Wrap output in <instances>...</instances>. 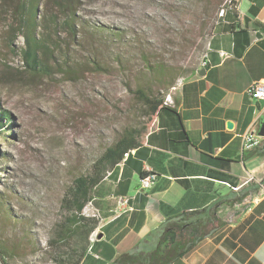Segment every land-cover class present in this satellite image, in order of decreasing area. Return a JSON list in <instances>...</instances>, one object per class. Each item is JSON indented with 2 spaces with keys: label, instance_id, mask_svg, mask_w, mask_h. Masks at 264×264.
I'll return each mask as SVG.
<instances>
[{
  "label": "rangeland",
  "instance_id": "1",
  "mask_svg": "<svg viewBox=\"0 0 264 264\" xmlns=\"http://www.w3.org/2000/svg\"><path fill=\"white\" fill-rule=\"evenodd\" d=\"M228 1L222 9H229ZM21 3L0 0V103L11 113L10 125L0 131V195L13 215L0 213V235L14 252L6 260L0 256V264H50L47 242L66 188L124 126L145 120L136 90L160 92L167 103L173 88L189 77L180 76L176 86L166 89L141 72V48L168 67L197 68L220 19L212 27L211 18L205 27L198 17L203 3L197 0H78L77 39L60 32L62 50L69 56L57 50L51 60L52 65L68 61L69 67L41 74L30 72L21 52L27 47L16 22ZM222 9L215 13L220 18L231 11L221 15ZM52 12V2L43 1L38 19ZM95 26L122 28L136 45L123 46L106 32L96 33L104 38L101 44L88 35L91 41L82 38L84 29ZM40 32L38 28L36 34ZM94 43L108 67L93 69L95 59L88 48ZM117 52L131 60L129 71L113 59ZM85 213L92 214L90 203Z\"/></svg>",
  "mask_w": 264,
  "mask_h": 264
},
{
  "label": "crops",
  "instance_id": "2",
  "mask_svg": "<svg viewBox=\"0 0 264 264\" xmlns=\"http://www.w3.org/2000/svg\"><path fill=\"white\" fill-rule=\"evenodd\" d=\"M197 68L173 88L141 147L96 186L90 211L100 224L81 264H112L182 214L204 237L172 264H264V137L243 150L245 132L264 119V100L247 91L264 79V0H233ZM149 171L157 178L143 190Z\"/></svg>",
  "mask_w": 264,
  "mask_h": 264
},
{
  "label": "trees",
  "instance_id": "3",
  "mask_svg": "<svg viewBox=\"0 0 264 264\" xmlns=\"http://www.w3.org/2000/svg\"><path fill=\"white\" fill-rule=\"evenodd\" d=\"M45 1L47 4L52 2L55 12L44 15L41 20L38 19V7ZM78 0H21V13L17 15L16 22L19 23V31L25 36L27 47L21 49L25 64L30 72L48 74L53 70H67L68 61L62 64H53L51 60L57 50L60 54L64 52L63 40L60 39V32H66L73 40L77 39L79 29L77 23L80 17L75 12V4ZM203 3L202 11L198 15L202 19L205 27L210 23V19L216 22L223 17L218 13L222 9L224 0H197ZM233 1V0H232ZM236 14L235 11H233ZM41 21V22H40ZM86 21H82V26L86 28ZM41 28L42 32L38 35L36 31ZM83 28V29H84ZM18 29V28H17ZM86 34L82 33V38L88 39L90 36L94 42H104V38L96 36V33L106 32L108 37L118 40L123 46L136 45L131 44V40L125 36V30L117 27L95 26L91 30L84 29ZM96 30V32H95ZM88 41H91L88 39ZM133 41H140L139 39ZM70 43V42H69ZM68 43V44H69ZM98 46L95 43L88 48L89 56L95 59L96 67L93 69H102L108 67L104 60V54L97 51ZM128 48H125V53ZM140 55L144 64L143 70L154 76L155 79L166 89L176 86L180 76L192 75L198 68L188 69L185 67L166 66L157 56H152L144 48H141ZM65 56L69 53L64 52ZM113 59L118 63L119 68L129 71L131 60L121 52L113 55ZM132 56V55H131ZM154 59H153V58ZM80 64L83 62H79ZM88 64H91L88 62ZM59 65V67L57 66ZM73 71H77L75 64L71 63ZM139 99L144 105V121L136 124H129L118 132L111 139L101 152L93 157L86 165L83 172L76 175L72 182L66 188L61 201V215L55 222L47 242V260L50 264H81L86 254L91 248L92 237L100 224V218L97 214L85 213L86 207L94 197L96 186L105 179L108 174L123 160L132 150L141 147L145 135L150 130V123L154 116L162 109L167 108L164 98L153 91H147L144 87L136 90ZM11 113L2 107L0 103V131L10 125ZM156 173V172H153ZM143 173L142 175H145ZM252 190H258L254 188ZM250 190V191H252ZM0 195V213L4 217H13L11 211ZM14 219V218H13ZM15 223L17 221L13 220ZM200 223H193L189 216L182 214L177 218L169 219L159 228L151 232L147 237L138 242L132 249L121 253L112 264H172L177 258L185 255L193 249L203 235L199 230ZM191 230L195 232L191 233ZM0 235V256L6 260L14 252L7 245Z\"/></svg>",
  "mask_w": 264,
  "mask_h": 264
},
{
  "label": "built area",
  "instance_id": "4",
  "mask_svg": "<svg viewBox=\"0 0 264 264\" xmlns=\"http://www.w3.org/2000/svg\"><path fill=\"white\" fill-rule=\"evenodd\" d=\"M229 9H222L221 15H225L228 10L233 9V1L229 0ZM227 2V3H228ZM248 93L258 99L264 100V79H260L258 81L253 82L248 88ZM170 99V97H169ZM262 146V136L257 134V130L255 128H250L243 135V150H253ZM157 175L152 171L146 172L145 175H141L139 179L140 188L143 190H147L151 188L156 180ZM130 198L127 195H123L119 197V203L122 207L129 205ZM91 204V202H90Z\"/></svg>",
  "mask_w": 264,
  "mask_h": 264
},
{
  "label": "water",
  "instance_id": "5",
  "mask_svg": "<svg viewBox=\"0 0 264 264\" xmlns=\"http://www.w3.org/2000/svg\"><path fill=\"white\" fill-rule=\"evenodd\" d=\"M200 74H204L205 73V70L204 69H201L200 71ZM257 134L259 136H262L264 137V119L260 122V126H259V129L257 131ZM103 236V234H100L99 237L101 238Z\"/></svg>",
  "mask_w": 264,
  "mask_h": 264
}]
</instances>
